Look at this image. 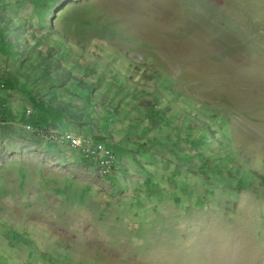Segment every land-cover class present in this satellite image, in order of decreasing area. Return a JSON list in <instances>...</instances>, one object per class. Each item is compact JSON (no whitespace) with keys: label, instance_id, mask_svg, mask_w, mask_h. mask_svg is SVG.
<instances>
[{"label":"rangeland","instance_id":"374dc122","mask_svg":"<svg viewBox=\"0 0 264 264\" xmlns=\"http://www.w3.org/2000/svg\"><path fill=\"white\" fill-rule=\"evenodd\" d=\"M59 36L83 55L65 62ZM38 56L72 69L54 76L61 127L112 143L111 175L28 132L27 110L58 127L35 109L45 82L16 78ZM13 79L0 264H264V0H0V82ZM66 136L94 143L52 141Z\"/></svg>","mask_w":264,"mask_h":264},{"label":"trees","instance_id":"16d2710c","mask_svg":"<svg viewBox=\"0 0 264 264\" xmlns=\"http://www.w3.org/2000/svg\"><path fill=\"white\" fill-rule=\"evenodd\" d=\"M13 26L14 25H11V29H12ZM59 37L55 41L56 42V46L54 47L53 50L56 51V52H58V53H60V50L62 48L65 51L69 50V52L65 53V55H63V54L60 53V56L64 59V61L66 60V57L65 56L69 57V56H71V54H73L74 56H76V53L79 54V55H81V56L83 55L82 52H81V50L79 49L82 46H80V45H78L76 43H67L63 39L62 36H59ZM28 46H33V45H30V43H28V41H26V44L24 46V50H26ZM51 48H53V47L51 46ZM31 49L33 50V48H31ZM30 51L31 50L29 49V52ZM90 54H92V53H90ZM35 55H37V54H35ZM41 58H42L41 56H38L36 62H33L32 61V65H33L32 67H30V64L29 65L27 64L28 66L26 67V69H27L26 72L27 73H31V75L25 74L26 72H20V73H18L16 75L17 76L16 78L17 79H19V78L21 79L22 77H24V79L22 80L23 81V88H22V90H24V91L26 90V92L28 90H31V91L34 92V90L32 89L33 87L31 85V81H29L30 79L31 80H34V82H39L40 80H41L40 82H43V81L45 82L44 84L47 86L48 90H47V92L44 95L42 94V97H40L41 98L40 102L37 103V104L35 103V109H36L37 112H41L42 111V112H45V113H48V114L52 115V117H53L52 120L54 122H56L55 123L56 125L58 124V127L57 128H54V127L45 125L44 122L46 123V120H41V118L37 119V114H34L32 112V114H26V115H28L31 118V119H27V121L30 122L31 123V126H32V130H30L28 132L33 133L34 135L36 134L35 136H37V138L40 139L41 136H42V134L47 133L50 129H54V130L58 129L60 131H64V130L66 131L67 130V131H70L71 133H74V134H81V136H83V137L84 136H86V137L87 136L88 137L91 136V138H93L95 141H99V139L96 138L92 134H89V133H80V132H77V131H75L74 129H71V128H63V127H61L62 124H63L62 123V120L65 118V116L69 115V112L66 111V110H64V108H61L60 106L55 107V105L57 104L56 99L58 97H61L62 96L61 95V92H63V91L61 90V88H56V83H55L54 76L56 78L57 77L64 78L65 76L69 75V73L72 72V69L70 67L69 68L64 67V66H62V64L59 65L60 67L57 66V64H55L56 65V74L54 75V72H53V69L54 68L52 69V66H53L52 64L53 63L47 62L45 59H41ZM68 62L70 63V61H68ZM107 63H110V61H107ZM61 71H63V72H61ZM28 77H29V79H28ZM73 78L70 77V79H73ZM80 82L85 83V81L83 79H80V78H79V81L76 80V87H79L80 88L79 90L81 91V88L84 89V87H82V85L85 86V84H82ZM0 85L2 87H5L6 86V88H8L10 90H13L16 87V83H15L14 79H13V81L12 80H7V81L6 80H3L2 82H0ZM68 89L69 88H67L66 90H68ZM80 91L78 93L81 96ZM64 93L66 95V92H64ZM90 97L91 96H86L84 98H82V97L81 98L83 100L85 99V100L89 101L88 98H90ZM46 101H47V104L45 103ZM91 103H89L87 110H84L83 109L84 105L82 103H80V105L77 106L78 107V111H75L74 113L75 114H78L80 116V119H75L78 122H80V125L79 126H81V123L82 122H84L86 124L87 123H90L91 124V120L90 119H85V121H84V119H82L83 118L82 117V114H85L86 117H88L89 111L91 110L90 109V107L92 105ZM53 109H54V111H53ZM101 109H103V108H100V110L96 113L97 116H99V113H100ZM63 111H66V113L63 112ZM61 112H62V114H61ZM98 120H101V119H98ZM102 120H104L105 123H107L106 120L109 122L112 119L107 117L106 119L103 118ZM37 128H39V129H37ZM95 129H97V130H99L101 132L100 126H99V128H94L93 130L91 129L93 133L95 132ZM103 131H105V130H103ZM59 134H64V133L59 132ZM41 141L44 142V140H41ZM48 144H51V145L62 144L63 146H70V140L69 139H67V140L61 139V142L60 143L48 141ZM77 152H79L82 155V153L80 151H77Z\"/></svg>","mask_w":264,"mask_h":264},{"label":"bare ground","instance_id":"6f19581e","mask_svg":"<svg viewBox=\"0 0 264 264\" xmlns=\"http://www.w3.org/2000/svg\"><path fill=\"white\" fill-rule=\"evenodd\" d=\"M37 129H39V128H37ZM48 135L52 138V140L56 138V135H53V134H48ZM42 136L45 137V134H42ZM66 138H69L72 141L74 147L81 148L82 152L86 151V152H88V154H92L94 156H97L98 159H100V163H101L104 170H106L107 172H109L111 170V168L113 166V158L111 155V151L109 149H107L103 144L98 143V142L92 143L89 140H83L82 138H72L70 136H66Z\"/></svg>","mask_w":264,"mask_h":264},{"label":"clouds","instance_id":"9594fccd","mask_svg":"<svg viewBox=\"0 0 264 264\" xmlns=\"http://www.w3.org/2000/svg\"><path fill=\"white\" fill-rule=\"evenodd\" d=\"M26 114H32V110H27L26 111ZM28 116V115H27ZM31 125V123L30 122H27L26 123V126L27 125ZM27 129V128H26ZM28 131H30L29 129H27ZM32 130V129H31ZM50 132H57V134L58 135H65V134H71V135H73V136H76V137H83V136H81V134H74V133H71L70 131H60V130H58V129H56V130H52V131H50ZM59 132H62V133H64V134H59ZM44 134H55V133H49V132H47V133H44ZM56 134V135H57ZM43 138H45L44 136H42ZM84 137H86V136H84ZM88 137V136H87ZM89 138H91V136H89ZM46 139V138H45ZM91 140L93 141V142H98V143H101V144H103L107 149H109L110 151H111V155H112V158H113V166H112V168H111V170L109 171V172H107L106 170H104L103 169V167H102V165H101V163H100V159H94L92 156H86V154H84L79 148H77V147H73V146H71V143H70V146L69 147H72V148H74V149H76V151H80L81 153H82V155L87 159V160H89V161H91V162H93V163H95L98 167H99V169H100V171L102 172V174H104V175H111L113 172H114V170H115V167H116V164H117V158H116V155H115V152H114V148H113V144L112 143H107V142H104V141H102V140H99V141H95L93 138H91ZM48 141H51V140H48ZM52 142H57V143H60L61 142V140H58V141H52Z\"/></svg>","mask_w":264,"mask_h":264},{"label":"built area","instance_id":"2783aa9c","mask_svg":"<svg viewBox=\"0 0 264 264\" xmlns=\"http://www.w3.org/2000/svg\"><path fill=\"white\" fill-rule=\"evenodd\" d=\"M85 153H87V154H88V152H86V151H85Z\"/></svg>","mask_w":264,"mask_h":264}]
</instances>
